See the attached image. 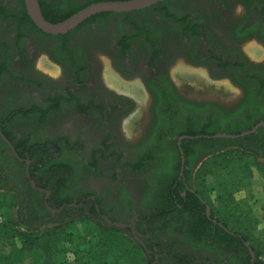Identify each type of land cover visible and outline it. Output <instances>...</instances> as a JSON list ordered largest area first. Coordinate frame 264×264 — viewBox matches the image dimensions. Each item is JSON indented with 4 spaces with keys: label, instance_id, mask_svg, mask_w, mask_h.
I'll list each match as a JSON object with an SVG mask.
<instances>
[{
    "label": "flooded vegetation",
    "instance_id": "obj_1",
    "mask_svg": "<svg viewBox=\"0 0 264 264\" xmlns=\"http://www.w3.org/2000/svg\"><path fill=\"white\" fill-rule=\"evenodd\" d=\"M45 1L52 5L72 2ZM236 5L244 6L250 16L235 18L233 8ZM147 10H152L155 20L134 18L135 14ZM126 14L131 15L129 21H126L130 32L121 26V29L112 28L100 23L108 17L90 22L94 18L92 17L89 22L86 21L65 35L42 34L40 45L32 44V47L29 42L26 63H29L28 66L34 73L40 75V80L36 78L35 81H39L42 87L48 85L47 82L52 84L55 79L39 72L34 66L37 52L45 49L53 63L45 62L43 66L48 69L56 67L64 81L69 79L59 87L60 91L51 89L53 92L45 99L46 106L41 107L40 112L41 119L45 121H49L55 110L59 113L57 108L64 102L67 105L76 102L75 111L84 126L91 130L104 129L106 133L110 132V138H115L117 128L122 126L124 119L131 117L128 113L132 105L138 103L145 94L149 96L151 109L148 127L144 137L135 143L136 150L139 151L126 164L140 166L134 172L141 174H136V185L141 189V194L142 191L147 192L148 199H172L162 198V189L173 185L178 172L174 189L188 187L189 174L199 169L202 164L199 156L207 149L204 144H193V139H187L185 135L194 134L199 139L204 132L239 129L264 108V58L254 61L252 56H258L259 50L249 48V55L244 48L251 43L260 44L264 48V0H166L152 8ZM161 16L164 19L158 21ZM8 23L14 22L0 15V30L2 24L7 26ZM100 26L103 29L99 32H90L91 28ZM29 31L28 28L23 29L24 38L26 34L29 35ZM94 51L107 57L112 66L110 72H104L102 57H95ZM179 58L182 64L174 70L177 75L194 81L199 72L205 71L213 82L227 79L233 89L240 91L239 99L231 108L223 109L217 104L194 103L180 98L170 77L171 69L177 65L176 60ZM109 75L115 78L117 84L109 81ZM135 75L142 77L139 88H134L133 83L129 82ZM205 78L207 79L206 76ZM135 89H138L136 93ZM84 91L90 94L86 100L81 96ZM34 106L25 109L30 113ZM12 112L13 109L10 108L7 115L0 113V130L10 143L0 134V191H14L22 206L36 212L44 225L58 220L60 216L70 220V213L82 212L94 220L105 221L111 227L129 231L133 236L147 237L137 229L139 214L136 211L132 212L129 219L120 217L126 213L127 203L118 205L116 211L107 212L96 195L87 194L77 198L79 200H72L77 207H69L70 204H67L57 209L56 203L63 199L57 193L58 188L49 189L46 180H32V162L29 157L33 140L30 136H22L11 129L16 118L12 117ZM15 137H24L23 151L15 147L16 143L12 140ZM62 137L60 135L56 138L63 139ZM47 142V138L41 142V153L48 149ZM60 145L65 150V155L56 154V158H61L62 169L72 170L68 176L69 183L77 166L92 167L96 163L88 160L82 162V157L78 154L74 162L69 154L79 146L64 141ZM80 147L81 153L85 146ZM110 148L107 141L95 148L93 155L95 158L103 156ZM42 157L45 158L46 155L43 154ZM150 188L153 194L148 196ZM69 189L70 186L67 191ZM182 196L187 199L184 192ZM138 199L143 197L139 195ZM66 208L73 211L63 214ZM24 213L27 214V210ZM115 224L126 227L120 228Z\"/></svg>",
    "mask_w": 264,
    "mask_h": 264
},
{
    "label": "trees",
    "instance_id": "obj_2",
    "mask_svg": "<svg viewBox=\"0 0 264 264\" xmlns=\"http://www.w3.org/2000/svg\"><path fill=\"white\" fill-rule=\"evenodd\" d=\"M71 1L52 5L39 0V4L44 18L55 24L94 3L128 0ZM19 3L20 11L17 13L0 5V15L17 25L19 39L24 36V28L44 34L30 20L24 1L19 0ZM164 13L171 16L167 11ZM110 15L126 17L127 21L131 18L129 14H103L90 22ZM261 110L239 129L208 131L199 139L194 134L185 135L187 139H193V144L206 146L199 160L207 158L196 172H190L189 188L174 189L178 172L173 185L162 189V198L172 199H151L147 203L137 223L139 232L147 237H128L105 221L94 222L92 217L82 212L71 214L73 210L69 208L63 214L70 213V220L60 216L48 228L42 229L44 223L37 213L30 208L25 209L18 198L16 218L4 217L0 221V264H264V228L253 211L250 199L237 200L228 194L218 199L221 203L218 209L207 186L217 171L234 163L239 165L247 179L254 177L255 170L264 181V127L237 139L214 137L217 134L240 135L251 130L264 121V108ZM40 112L41 109L36 107L30 113L22 109L13 110L12 117ZM23 139H12L15 147L22 151ZM61 141L69 143L65 138L48 141V149L43 153L40 152L42 143L33 142L29 157L32 180H46L49 189L58 188L57 193L63 199L56 203L57 209L73 204L67 191L72 170L62 169L61 158H56V154L65 153ZM129 167L140 169L134 164ZM183 192L187 199L182 196ZM221 208L224 212L219 214ZM72 225L78 227L72 229ZM17 241L22 245L19 246ZM70 254L75 258L74 263L61 261ZM83 258L86 260L81 262Z\"/></svg>",
    "mask_w": 264,
    "mask_h": 264
},
{
    "label": "rangeland",
    "instance_id": "obj_3",
    "mask_svg": "<svg viewBox=\"0 0 264 264\" xmlns=\"http://www.w3.org/2000/svg\"><path fill=\"white\" fill-rule=\"evenodd\" d=\"M167 4L171 5V2ZM0 5L5 6L12 12L20 11L19 0H0ZM233 14L235 18H246L250 16L249 13H246V9L242 5H236L233 8ZM154 17L152 10L134 15V18L137 20L143 19L153 21L156 19V17ZM163 19L164 17L161 16V18L159 17L157 20L162 21ZM126 21L127 18L123 16H110L106 18L105 21H100V23L112 28H120L121 26L122 29L130 32L131 30L126 26ZM101 26L96 29L91 28L90 32H99L103 29ZM23 38L24 36L21 40L19 39L16 24L8 23L7 26H3L2 24V29L0 30V113L3 116L7 115L10 108L16 111L22 109L27 112L25 107L28 108L33 105H35L34 107L37 109L45 107V99L50 96V93L53 91H60L59 87L63 86L69 80L64 81L63 77H60L58 68L54 67L53 69H48L43 66L45 62L51 64L53 61L50 60L45 49H40L36 54L34 66L39 72L51 76L55 81H52V84L47 82L48 85H44V87L39 84V81H35L36 78L40 80L41 77L30 69L28 66L29 63H26L28 56L27 50L30 48L29 42L31 46L32 44L40 45L43 39L41 35L32 30L29 31L28 36L26 34L25 38ZM17 39L19 40L17 41ZM4 42L7 46H4ZM244 48L249 55L251 54L249 48H256L259 50L260 54L258 56H252L254 61L258 62L264 58V48L262 45L251 43ZM98 53L99 52H95L94 56L102 57V61L105 64L104 72H110V67L112 66L107 57H103ZM176 63L177 65L172 67L173 70L171 69L170 77L175 85V92L180 98L191 100L194 103L217 104L223 109L231 108L239 99L240 91L237 88L233 89L227 79L216 83L211 79L209 80L210 77L207 72L201 71V73L199 72L198 76H196V80L189 81L187 80L188 77H184L180 74L177 75L174 72L175 69L177 70L179 66H181V59H177ZM111 77L110 75L108 77L110 82ZM141 79L142 77L140 75H135L129 82L133 83L135 86L134 88H139L138 85L142 84ZM51 89H53V91H51ZM136 92L137 89H135V93ZM81 96L86 100L90 97V94L84 91ZM76 104V102H73L67 105L64 102L62 106L57 108L59 113H56V110L52 112V119L50 117L49 121L41 119L38 113H34L29 117L19 115L14 118L11 129L22 136H30L35 143H43L46 138L48 141L56 140V137L62 135V138L79 146L69 154L72 161L75 162L77 160L78 154L82 157V162L83 160H88L89 162L92 161L97 164H93L92 167H83L79 165L74 169L71 183H69L71 187L68 191L69 197L72 200H79L77 198L87 194L96 195L103 202L104 209L107 212L116 211L118 205L127 203L128 209H126V213L120 215V217L129 219L132 217V212L136 211L140 218L141 213L145 210L147 203L151 201V199H148L147 192L142 191L141 194V189L136 185V179H138L136 174L138 173L134 172L135 170L130 168L129 164H126V162L132 160L139 151L136 150L135 143L139 142L144 137L145 130L148 127L150 121L151 98L145 94V97H142L138 103L132 105L128 113L131 114V117L124 119L122 126L117 128L115 138H110V132L106 133L104 129L101 131H98V129L91 130L84 126V123L81 122L76 114ZM107 141L110 143L111 148L107 150L103 156L99 155L96 159L93 155V151ZM80 145L85 146L81 153L79 152L81 150ZM62 155H65V153ZM200 162H204V159ZM241 170L239 165L234 163L225 167L223 170L217 171L208 181L207 186L210 190L211 199L218 209L221 205L218 199L228 194L232 195L237 200L250 199V204L253 206H255V204L258 206L264 204V181L261 175L254 170V177L252 179H247L245 175L241 173ZM143 174H145V172H143ZM150 194H152V188H150L148 196ZM139 195H141L143 199H138ZM18 202L19 199L14 191L9 189L0 191V221H2L4 217L16 218L19 209ZM223 212L224 210L221 208L219 214ZM94 222L101 223L102 220L98 219L94 220ZM50 225L51 224L44 225L42 229L48 228ZM78 225H72L70 227L76 229L75 227H78ZM80 225L84 226V224ZM122 232L128 237H132L131 233L128 231L122 230ZM115 235H117V233H115ZM117 236L120 238L119 235ZM17 244L20 246L22 242L17 241ZM80 248L83 249L82 247ZM74 260L75 258L72 254L61 258V261L70 263H74ZM83 260L86 259H81V262Z\"/></svg>",
    "mask_w": 264,
    "mask_h": 264
},
{
    "label": "water",
    "instance_id": "obj_4",
    "mask_svg": "<svg viewBox=\"0 0 264 264\" xmlns=\"http://www.w3.org/2000/svg\"><path fill=\"white\" fill-rule=\"evenodd\" d=\"M23 1L30 20L37 27L38 30H40L42 33L47 35L59 36V35H65L73 31L74 29L78 28L80 25H82L83 23H85L86 21L97 15L126 14V13L142 11L145 9L152 8L160 3H163L166 0H128V1L98 2L87 6L83 10L77 12L76 14L66 19L65 21L55 24L47 21L44 18L40 8L39 0H23ZM262 127H264V121L259 122L251 130L246 131L240 135L217 134L214 137L237 139L239 137H245L253 133H256ZM0 134L3 137V139H5L7 143H9V141L3 136L1 130H0ZM12 150L13 152H15L13 147ZM69 207H77V205L70 204ZM208 214H209V210H208ZM115 225L120 228L126 227L125 225L122 224H115ZM252 256L254 257L253 254Z\"/></svg>",
    "mask_w": 264,
    "mask_h": 264
},
{
    "label": "built area",
    "instance_id": "obj_5",
    "mask_svg": "<svg viewBox=\"0 0 264 264\" xmlns=\"http://www.w3.org/2000/svg\"><path fill=\"white\" fill-rule=\"evenodd\" d=\"M253 211L256 217L258 218V220L260 221L261 226L264 228V204L261 206L255 204V206H253Z\"/></svg>",
    "mask_w": 264,
    "mask_h": 264
},
{
    "label": "bare ground",
    "instance_id": "obj_6",
    "mask_svg": "<svg viewBox=\"0 0 264 264\" xmlns=\"http://www.w3.org/2000/svg\"><path fill=\"white\" fill-rule=\"evenodd\" d=\"M110 80H111V82H113V83L116 82L115 78H113V77H111ZM116 84H117V82H116ZM137 90H138V89H137Z\"/></svg>",
    "mask_w": 264,
    "mask_h": 264
}]
</instances>
